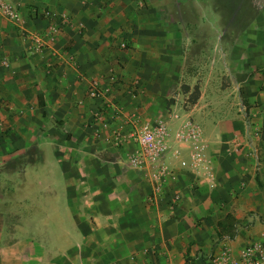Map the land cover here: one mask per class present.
Wrapping results in <instances>:
<instances>
[{"label":"crops","instance_id":"obj_1","mask_svg":"<svg viewBox=\"0 0 264 264\" xmlns=\"http://www.w3.org/2000/svg\"><path fill=\"white\" fill-rule=\"evenodd\" d=\"M5 1L64 24L37 50L49 20L0 15V264H200L264 237V0L255 41L201 0ZM110 74L118 148L86 96Z\"/></svg>","mask_w":264,"mask_h":264},{"label":"built area","instance_id":"obj_2","mask_svg":"<svg viewBox=\"0 0 264 264\" xmlns=\"http://www.w3.org/2000/svg\"><path fill=\"white\" fill-rule=\"evenodd\" d=\"M25 11L23 13L18 5H12L10 2L0 0V15L18 27L22 33L28 34L24 29L27 21L34 22L39 18L49 20L50 25L43 33L29 34V38L35 41L36 49L41 50L47 46L48 41L53 40L55 35L59 33L60 28L64 24V20L49 10H39L36 7L30 6ZM121 47L124 48L125 44L121 43ZM7 66L8 61L5 58H1L0 67L5 68ZM107 80L109 83L108 87L102 86L99 80L92 81L87 88L86 96L91 100H100L102 102L101 107L96 108L94 111L93 118L100 123L102 129L109 131V143L113 147L118 148L122 143L121 135L118 129L111 128V123L121 116L119 110H117V105L108 97L110 88L120 89L122 84L115 74H110ZM128 89L132 93L131 91L135 90V87ZM159 129H162V127L160 126ZM144 143L145 148L152 151L148 156L149 161H154L164 151V141L158 136L147 135L142 140L143 149ZM166 194L168 192L165 189L164 179L161 174H157L152 180V187L147 196V203L150 206H155L163 200ZM172 200L177 201L178 195L175 193L172 194ZM200 264H264V237L250 241L237 251L229 247L225 248L222 253L211 256Z\"/></svg>","mask_w":264,"mask_h":264},{"label":"rangeland","instance_id":"obj_3","mask_svg":"<svg viewBox=\"0 0 264 264\" xmlns=\"http://www.w3.org/2000/svg\"><path fill=\"white\" fill-rule=\"evenodd\" d=\"M168 1V0H166ZM213 5L218 15L222 39L243 40L245 37L254 41L260 39L259 10L262 0H201V2ZM215 1V5L213 4ZM175 2V1H173ZM210 11L209 9L205 12ZM210 14V13H209ZM216 19V21L218 20ZM207 36V35H206ZM196 97V87L191 91L190 101Z\"/></svg>","mask_w":264,"mask_h":264}]
</instances>
